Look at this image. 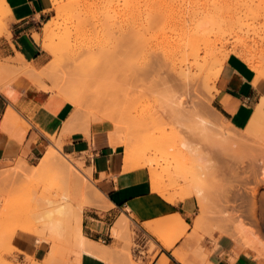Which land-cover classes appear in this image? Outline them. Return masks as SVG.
<instances>
[{
	"label": "bare ground",
	"instance_id": "obj_1",
	"mask_svg": "<svg viewBox=\"0 0 264 264\" xmlns=\"http://www.w3.org/2000/svg\"><path fill=\"white\" fill-rule=\"evenodd\" d=\"M53 1H54L56 10H57V17L59 20H53V21L49 20L43 28V33L41 34L39 32H35L34 37L37 41L40 42L42 47L50 55L58 57L62 62H65L64 65L67 67H70V66L76 67L77 68L76 70H78L77 72H79V71L84 72L85 73V74L83 73L84 75H87V71H88L87 67L90 68L89 66L83 65V64H85V62L87 60L90 61V63H92V67L98 63H99L100 67L101 66L104 67L105 65L109 64L110 59L112 57H114V55L117 53L118 48H119V45H118L119 43L118 44L115 43L114 40L110 43L107 40V38L111 36V35H109L110 32H113L115 30H116V32L117 31L118 32H125V29H126L125 27L129 25V27H128L129 29H127V30L131 31L132 35L130 36V38L132 39V41H135V39L138 38V34H139L138 29H136V27H138L140 21L144 20L146 22H149L150 26L155 25V23L157 24V22H158V24L159 23L161 24V21L163 22L164 19L169 17V16L167 17V13H169L168 10L172 11L171 6H170V8H169V6L167 7L168 10L166 8L167 5H165V7H164V3H166V2H164L165 0H68L67 4H62V5L60 4V0H53ZM98 1H104L106 3V5L108 3V8L104 9V12H102L101 14L97 13V14H93V15H88L87 12L91 8V6L94 5V3L98 2ZM0 3L4 7H6L7 9H10L9 5L6 3V0H0ZM168 5H170V4H168ZM172 12H174V11H172ZM194 12H196V11H194ZM175 13H173V15H172V13H169L171 21L174 22L172 25L174 26L175 32L173 31L172 34H174V33L175 34H174V36L171 35L172 37L167 39L165 41L166 43H164V45L162 46V56L157 59V63H155V66L153 67L154 70H156V72H159L164 67H167L169 70L171 69L175 73L182 75L184 77H188V78H190L191 75H194V74H196V77L201 75L202 78H204L202 74H207V76H206L207 80L205 78L204 79L206 81H209V80H211L212 82L214 81V84H215L220 73H221V71H222V69H223V67H224V65H225V62L230 57V53L225 54L222 57H218L217 56L218 53L216 52L217 42L214 41L216 44L215 45L214 42H212L213 39L211 40V38L208 36V34L205 33L206 29L215 25L214 24V22H215L214 16L212 15L213 13H211V11H210V12H208L202 16H200L201 15V14H199L200 12L198 13L199 15H196L197 13H192V11L188 12V14L187 13L182 14V12L177 13V14H175ZM262 15L264 16V14L259 13L258 18ZM126 16H127V18H124ZM168 20H169V18H168ZM219 20H221V19H219ZM258 20H260V19H258ZM164 22H165V20H164ZM242 22L243 21L238 22L237 23L238 26L242 25ZM167 23H169V22H167ZM246 23L249 24V22H246ZM254 23H255V21L252 22V24H254ZM166 24H165V26H167ZM256 24H258V23H256ZM256 24H254L252 26L250 23V26H252V27L257 26ZM140 27H142V26H140ZM160 27H162V26H160ZM145 28L148 29V26ZM145 28L143 29L144 31H145ZM163 28H164V25H163ZM247 28L249 29V27H247ZM139 29H141V28H139ZM214 29H215V27H214ZM57 30L59 31L58 34L56 32ZM143 30H142V33L144 32ZM251 30H254V32H256L258 34L256 27L252 28ZM81 31L87 32L88 35L89 36L91 35V37L93 39H91V41H89L88 43L85 42L83 44L82 43L78 44L76 41V36ZM91 31L93 33H91ZM254 32H252L251 34H253ZM246 33L247 32H245L244 34H246ZM107 35H109V36H107ZM141 35H145V34L143 33ZM248 35H249V33H248ZM146 36L147 35H145V37ZM156 36H158V35H156ZM254 36L255 35L253 34V37ZM242 37L246 38V37H244V35H242ZM253 37H251V38L254 39L257 36H255L254 38ZM122 39H123V37H122ZM140 39H141V37H140ZM140 39H138V40H140ZM121 41L123 42V40H121ZM149 42H151V41H148L147 39H145L144 43L143 42L142 43L146 47L150 48L152 43L149 44ZM240 42L241 41H239V44H240ZM255 42H256V44L258 43L257 40H255ZM246 43L248 44V42H246ZM249 44H251V43H249ZM253 44L255 46V43H253ZM240 45L242 46V44H240ZM153 46L154 45H152V48H153ZM241 46L239 48H238V46H236V47L234 46V49H232V51H233V53L237 54L238 56H246L247 51L245 52V50L246 49L250 50L249 48H247V46L249 47V45L246 46V44H244L243 46H245V47H243V46L241 47ZM250 46H252V45H250ZM143 50H145L144 55L146 54V51L149 53V51L146 48H143ZM142 53H143V51H142ZM156 53H157V51H156ZM249 54H251V53H249ZM118 55H117V57H118ZM82 56H85L84 60H80V58ZM250 58L252 60L253 57H250ZM215 59H216V62L214 63ZM253 59L255 60L257 58L255 57ZM79 60L81 62L79 64H77V62H79ZM254 60H253V64H254ZM145 62H146V60H145ZM72 63H73V65H72ZM94 63H95V65H94ZM212 63H213V67L211 68ZM257 67L259 68V66H257ZM263 67H264V65H263ZM1 68L3 70L5 69V71H7V72L8 71H14V72H17V74L19 73L20 75H27L37 85L41 81V78H42V73L38 71V66L36 64H34L33 62L28 61L24 57V55H22L20 53L18 54L17 58H13L12 63L10 65L1 66ZM146 68H145V70L140 72L142 74V76H145V75L148 76L149 75V73H150L149 69L150 68L149 69H146ZM2 69H0V71ZM5 71H4V73H7ZM68 72H70V71H68ZM4 73H2V74L0 73V89H3L5 86H7L10 83L9 81L4 80L5 77H7V76H4V78L1 76ZM83 74L81 73V76H84ZM261 74L262 75H260V76L264 77V72L263 73L261 72ZM160 75H161V73H160ZM157 76H159V74ZM61 77H63V76H61ZM135 77H138V73ZM194 77L192 76L193 79H195ZM261 77L258 76L257 79H259ZM199 78H197V79L200 80ZM60 79H62V78H60ZM185 79H187V78H184V81H185ZM57 80H59V79H57ZM86 80H88V78H86ZM86 80H85V82L88 83V81H86ZM186 82H187L186 84H188V85L192 84L190 81L189 82L186 81ZM86 86H84V87H86ZM57 87H58L57 91H59L60 96H63L64 100H67V101L71 102L74 106H76V110L73 112L70 119L66 123L65 131H70V130L74 131L77 129L78 130L84 129V131H86L87 134L89 135L90 134V124L88 126H86V124H84V123L82 124V122H81V120H82L81 118H83V111H82L81 107L86 106L87 104L92 102V101L90 102V100H91L90 95L85 96L84 95L85 93H83L84 91H81L82 93H80V92H77L74 89H71L70 87H66V86L57 85ZM93 92H95V91H93ZM99 94H101V93H99ZM189 94H188V96H189ZM91 95H92V93H91ZM191 95H193V94H191ZM93 98L95 100L98 99L97 104L100 103V101L104 102V100H102L103 99L102 96H99V95L93 96L92 95V99ZM106 101H107V99L105 98V102H104L105 104H106ZM93 102H92V104H93ZM186 102L187 101L185 99L183 100L181 97V99L178 101V104L184 107V105L187 104ZM205 102L208 104V101H205ZM206 103H204L205 105H204L203 111H205V109L208 110L211 108V107L208 108ZM110 104H112V103L110 102ZM116 105H118V104H116ZM121 105H122V103H121ZM187 105H189V104H187ZM108 106H109V104H108ZM117 110H118V108H117ZM120 110H123V109L120 108ZM192 110H193V108H192ZM126 111H127V108H126ZM142 111L140 113V111L138 112V110L136 108L137 113L135 112L136 114H134V115H133V112L130 111V114H132V116L130 117L129 116L130 114H129L128 115L129 118H123V116H125L126 113L125 112H124V114L122 113L123 116L121 117V119L119 118V120L121 122L120 121L114 122L112 120L111 121L106 120V119H110V118L105 117V119H104L103 118L104 116L99 117V119H101V120L100 121L98 120L99 122H96L95 124L101 125L102 123H105L104 120H106V121H108L110 127L107 128L104 125L105 130H102V129H100L98 131L96 130L95 133H97V134L98 133H108L109 139H110V140H108V142L110 141L111 145L114 148H116V149L117 148H124V170L133 171V170L148 168L149 173H150L151 186H152L153 190L156 191L157 193H159L166 200H168L172 203H178L181 201H185L189 198L196 197L198 199L199 206L201 207V209H200V213L198 214V216L195 219L194 229L197 231H200V230L202 231L203 228L205 229L207 221L209 219H211V215L209 212V210H210L209 196H211V195H209V193L212 194V189L214 188V187H212V189H210V187L213 185H210V187L208 185V187H206V189L208 190L209 193H207L205 190V187L203 186V184H205V183L202 184V182H203L204 177L206 176V173H208L209 171H210L209 173H213L216 170V168L214 169L212 167L213 165L210 166L211 169L213 170V172H212L210 168L207 169V167L204 165V163H201V164L206 167L205 169L203 168L204 166L203 167L199 166V165H201L200 163L199 164L195 163L197 161V159H199V154L201 155V151H200L201 143H198L195 140L198 139L197 141H199V140L203 141V138H204L207 140L208 143L213 144V145H209L212 147H214L216 145L215 143H218L220 145L219 148L221 149V152L224 150L223 152L225 153V151H227V150L229 151L228 148H230L232 145L231 142H232L233 136L231 134L233 132L235 125L231 121H229L227 118H225L221 113H220L221 114L220 115V114H217V113L210 111L209 114H207V115H209V117H207L208 120L206 117H205L206 121H204L205 118L201 119V120L198 119L200 121V124L198 123L199 126H198V129H196V130L199 131L198 133L200 135L197 133L199 135V137H196V139H194V137H192L190 135H189V137L186 136L188 134H185V133H184L185 137H174L173 138L174 135L170 136L168 134L169 136H166V138H164V137L160 138L159 137V139H157V138L155 139V136H154V140L153 141L150 140L148 142V144L150 142H152L151 145H154V146H152L153 148H151V150L152 149L154 150L156 148H157V150L158 149L160 150L162 148L166 149V147H167L168 149L169 148L172 149L173 153L170 152L171 154H174L175 156H179L177 158V160H179V162H177L176 165L174 164L173 168L171 165V169H168L169 171H167L168 174L166 173L167 174L166 175L164 172H162V170L161 171L159 170L158 161H156V159L153 158L152 155H149L150 152H148L146 150V146L144 147V149H139L141 147L137 145L139 147L138 148L134 144L133 140L135 138H139L137 136H141V135L145 134L146 131L151 130L152 128H154V126L157 125L156 124V120H158L157 116H155L153 114L150 115L149 113H148L149 114L148 115V114H146L147 112L144 113ZM118 113L120 114L121 112L119 111ZM116 120H117V118H116ZM92 122H95V121H92ZM129 122L134 125V126L132 125L133 129L135 127V130H133L134 133H132L134 136L132 134H128L129 131L126 132V134L124 133L125 130L121 131V129H123L124 127L126 130H128V128L130 129L131 126L129 127V125H128ZM121 124H122V126H121ZM199 127H201V131H200ZM195 128H196V126H195ZM173 129H175V128H173ZM176 130H177V127H176ZM193 130H192V132H193ZM196 130H194V131H196ZM162 131L163 130H161V132ZM189 131H191V130H189ZM235 131H236V128H235L234 132ZM244 131L242 133L240 130L239 131L240 133H237L238 132V130H237L236 133L238 135H240L241 138L250 136V133H249V135L246 133L248 136L243 137L242 135H245ZM157 132H158V129H157ZM234 132H233V134H234ZM167 133H166V135H167ZM216 133H218L220 135L219 139L217 138ZM241 133H242V135H241ZM180 134H182V133H180ZM180 134H178V135H180ZM150 135H151V133H150ZM162 135H160V136H162ZM171 135H172V133H171ZM234 135L238 136L236 134H234ZM146 136H149L148 132H147ZM164 136H165V134H164ZM175 136H176V134H175ZM202 136H204V137H202ZM169 137H171L172 139H170ZM140 139H142V138H140ZM236 139H237V137H236ZM236 139L235 140L233 139V140L236 142H239V140H241L240 138H239V140L237 139L238 141ZM206 140L204 141V143L206 142ZM245 140H248V138L247 139L244 138V140L243 139L241 140L242 142H240V143H242V146H244L243 141H245ZM143 141L145 142V140H143ZM147 141H148V139H147ZM147 141H146V143H147ZM144 142H143V144H145ZM245 143H246V141H245ZM143 144L141 143V145H143ZM235 144L237 145V143H235ZM239 144H238V146L241 145V144L240 145ZM203 146H204V144H203ZM238 146H236V149ZM232 148H233V145H232L231 149ZM61 150H62L61 146H59V145H55L54 147H51L48 150V152L45 153V155L42 157V160L39 163V166L35 167V168H37L36 170L29 167V165L23 161L18 165L16 164L17 167L15 168V170L11 174L8 175V177H7L8 180L6 179L8 181V183H12L18 179H22V181H24V182L26 181L29 183L30 186H27V187L30 189H33L35 187L37 189V186L41 182L44 183L47 180L50 181L51 184L50 183H48V184L51 187H53V188L57 187V192H56L57 195L55 197L54 196L51 197L50 195H48L49 196L48 197V196H46V194H43V193L40 195H36L37 194L36 193L33 197H31V199H27L26 204L24 203L25 202L24 201L23 203L18 204L15 207H13V206H9L7 208L4 207L5 209L0 212V224L4 223L6 225V230L4 233L2 232L3 234L1 235L0 238L3 239V242L6 241V242L10 243L11 251L17 250L16 247L13 246L12 240L19 231H24L27 233L36 234L37 236H39L40 240H47L48 242H50L51 248H50L46 258L39 261V260L35 259L34 257H29L30 261H32L31 264H56L61 257V247H62V242H63L62 240H64L65 236H67V237L71 236L73 238V240L77 246V253L79 254L77 256L79 264H81V261H82L81 259H82L83 254H86V253L87 254L90 253V254H94V255H100L101 254L102 256L105 254L108 255L107 254L108 249L106 246L101 245L98 242L88 238L83 232L84 203L88 201V202H90L91 205L99 207V206H102V202L106 198L103 195V193L97 187H95V186L93 187L92 184H89V181L87 180L86 175L84 176L82 174L83 170H81V173L79 172L80 170L79 171L77 170V169H80L79 164L77 165V164L73 163L71 160L67 161V160H64V159L59 157V154L62 153ZM173 150H175V151H173ZM155 152H157V151L155 150ZM205 163H206V161H205ZM214 167H215V165H214ZM169 168H170V166H169ZM12 170H13V168H12ZM206 170H208V172ZM165 172H166V169H165ZM237 176H238V178L240 177V175H237ZM206 179H207V177H206ZM181 181H183V184L180 183ZM259 183L261 184L260 181H259ZM9 186H12V185H9ZM231 187H233V186H231ZM234 188H236V187H234ZM220 189L221 188H219V190ZM49 190H51V189H49ZM45 192H47V191L45 190ZM221 192H222V189H221ZM228 192H229V190H228ZM234 192H235V190H234ZM238 192H241V191L238 190ZM225 193H227V192L225 191ZM225 193L223 194V196H222V193H219V195L221 194L222 197L228 196V199L232 198L233 196L235 198L237 197L236 195H233V193L231 195V192H230V194L228 193L229 195H226ZM4 194H5V192H4ZM257 194H258V187H256V189H254L251 192L252 197H251V202H250V215L255 220H257V214H256L257 209L259 208V205H261V204H258ZM213 197H215V196L213 195ZM210 199H212V198H210ZM0 201H1V199H0ZM2 201H3V199H2ZM106 201H107V199H106ZM229 202H230L229 204H232L231 201H229ZM212 203H213V199H212ZM233 206H234V203H233ZM0 210H1V208H0ZM239 215H240V213L238 214V217H239ZM241 218H242V216H241ZM241 218H239L240 221L242 220ZM228 220L230 221V219H228ZM244 220H246V219H244ZM125 221H127V218L123 217L113 227V233L115 235L118 234L119 227ZM218 221L220 222V220H218ZM247 223H244V221L239 222L237 225L238 226L241 225L239 227L240 229L234 224L237 227V229H236L237 231L236 232L233 231L235 233H233L232 235H233V238H235V236H236L234 234H238L239 236H241L242 240L240 239V242L243 241V239H244L243 243L244 242L246 243L247 239L250 238V240H248V244L247 245L245 243L244 244L246 247H249V250L252 247L251 250L252 251L254 250V252H256L260 249V246L258 245L259 246V249H258V246L256 244L257 241L255 242L253 240L254 237L252 239H251V237H248L250 235L249 234L250 226L248 228V226L246 225ZM228 224H230V223H228ZM146 225H148V227L153 231V233H155L156 236L160 237L163 240V243H164V245H166L167 248H171L174 244V241L179 240L181 238L180 236L183 235V232L186 231L188 229V226H189L186 223L185 219L182 218L178 214L175 216H171L168 218L157 220V221H155V224L152 222H148ZM235 226H234V228H235ZM174 230H178V232L180 231L179 233H177L180 235H178L176 237L174 235H172V233L174 234L175 232H177ZM181 230H184V231H181ZM226 231L223 230V232H221V233L231 235V232L229 233V231L228 232H226ZM252 231H254V229L253 230L251 229V231H250L251 236H253L255 234V231H254V234L252 233ZM118 238H120V237H118ZM245 238H246V241H245ZM243 243H242V245H244ZM240 245L241 244H239V246ZM117 248H118V246H117ZM243 248L245 249L244 246H243ZM245 250H247V249H245ZM261 250H259V251H261ZM127 253H128V257L130 256L129 258L131 259L132 253L131 252H127ZM259 258H261V257H259ZM257 259H258V255H257ZM0 264H2V263H0ZM261 264H263V263H261Z\"/></svg>",
	"mask_w": 264,
	"mask_h": 264
},
{
	"label": "rangeland",
	"instance_id": "obj_2",
	"mask_svg": "<svg viewBox=\"0 0 264 264\" xmlns=\"http://www.w3.org/2000/svg\"><path fill=\"white\" fill-rule=\"evenodd\" d=\"M172 1L173 2L175 1V2L173 3ZM172 1L171 0H167V1L165 0L164 1V2H166V3H164V7H165V5H167L166 8L168 6L170 8V6H171L172 11H174V12H172L170 10L171 11L170 12L167 8L168 12L172 13V15L175 12H176L175 14L181 13V12H182V14L183 13L188 14V12L192 11V13H197L196 15L201 14L200 16H202V15H205L206 13L211 11V13H213L212 15L214 16V20H215L214 24L215 25L206 29L205 33L208 34V36L211 38V40L213 39L212 42H214V41L217 42V47H216V52L218 53L217 56L222 57L223 55L228 54V53H230V56L236 55L237 57L244 60L254 71H256V73H257L256 77H258V76L261 77L260 76V75H262L261 72L262 73L264 72L263 71L264 70V67H263V65H264V16L262 15L258 18V14L259 13L264 14V0H191V1L190 0H188V1L187 0H172ZM67 2H68V0H60L61 5L67 4ZM167 3L170 5H168ZM53 4H54V1H53ZM106 8H108V3L106 5V3L104 1H98V2L94 3V5L91 6V8L89 9V11L87 13H88V15H93V14H97V13L101 14L102 12H104V9H106ZM205 8L206 9L208 8V9L206 10ZM194 11H196V12H194ZM169 13H167V17L169 16L168 18L170 21L168 20V18L164 19L165 22L162 19L163 22L161 21V24L160 23L158 24V22H157V24L155 23L156 26L155 25L150 26L149 22H146L144 20L140 21L138 27H136V29H138L139 34H138V38H136L135 41H132V39L130 38V36L132 35L131 31L127 30V29H129L128 28L129 25L125 27L126 28L125 32H118V31L116 32V30H115L113 32H110V34L108 33L109 35H111L110 37L107 38V40L110 43L113 40L115 43H117V44L119 43L118 44L119 45L118 51L115 54L116 56L114 55V57H112L110 59L109 64L107 63L108 65H105L104 67L101 66L102 68L99 66V63L96 65L94 63L95 66L92 67V63H90V61L87 60L85 62V64H83L84 66L90 67V68L87 67V69L89 71V72L87 71V75H84L85 74L84 72H80V71H79L80 73L77 72L78 70H76L77 68L74 66L73 67L72 66H70V67L65 66L64 65L65 62H62L56 56L50 55L46 50H45V52L47 53V56H48V62L45 65L38 66V71L42 73L41 81L38 83L39 86L49 88L48 90H50L52 92H57L58 94H59V91H57L58 90L57 85L66 86V87H70L71 89H74L75 91L80 92V93H82L81 91H84L83 93H85L84 94L85 96L90 95V97H91L90 102L94 101L95 103L93 102V104H92V102L91 103L88 102L89 104H87L86 106H82L83 108L81 107V109L83 111V118H81L82 119L81 122H82V124L83 123L86 124V126H88L90 124V130H91V126L93 124H95L96 122H99L101 120V119H99V117L104 116L103 117L104 119H105V117L110 118V119H106V120H110V121L112 120L114 122H119L120 121L119 118L121 119L124 112L126 113V115L123 116V118H129L128 115L130 114V111L133 112V115L136 114L137 113L136 108H137L138 112L140 111V113L143 110L142 112H144V113L147 112L146 114L149 113L150 115L153 114V115L157 116L158 117V120H156L157 125L154 126V128H152L151 130H149L150 132L146 131L145 134H143L141 136H137L139 138H135L133 141H134V144L136 147H138V146L141 147V148L138 147L139 149H144V147L146 146V150L148 152H150L149 155H152L153 158H155L156 161H158L159 170L160 171L162 170V172H164L165 174L166 173L168 174L167 171H169L168 169H171V165L173 168L174 164L176 165L177 162H179V160H177V158L179 156H175L174 154H171L170 152H172V149H170V148L168 149L167 147H166V149L162 148L160 150L159 149L157 150V148H156L154 150L153 149L151 150V148H153L152 146H154V145H151L152 142H150L149 144H148V142L150 140L153 141L154 136H155V139L156 138L159 139V137L160 138H162V137L166 138V136H169V135L170 136L174 135L173 138L174 137H185L184 133L188 134L186 136L189 137V135H190V136L194 137V139H196V137H199V135H200L198 133L199 131L196 130V129H198V126L200 124L199 120L204 119L205 117L206 118L209 117V115H207V114H209L210 111L217 113V114H220V112L212 104V100L214 98V95L217 92V88H215L216 83L214 84V81L212 82L211 80L206 81L207 80L206 79L207 74H202L203 77L206 79L205 80L204 78H202L201 75L196 77V74L191 75L190 78L184 77L182 75L175 73L171 69L169 70L167 67H164L162 70H160L161 72L160 71L156 72V70H154L153 67L155 66V63H157V59L162 56V46L164 45V43H166L165 41L167 39L174 36V34H175V33L172 34V32L175 30L174 26L172 25L174 22L171 21ZM9 15H10V9H7L6 7H4L0 3V36L10 35ZM124 18H127V16ZM219 19H221V20H219ZM258 19H260L261 21ZM49 20H52V21L53 20H59L57 17V10H56L55 4H54V7H52V9L50 10L47 19H45V21L41 24V27L38 30L39 33H41V34L43 33V28ZM240 21H243L244 23L242 22V25L238 26L237 23ZM253 21H255L254 24L258 23V24H256L257 26H254L257 28L258 34L256 32H254V30H251L252 28H254V27H252L254 25V24H252ZM167 22H169V23H167ZM246 22H249V24H247ZM250 23L252 26H250ZM162 24L164 25V28H163ZM165 24L167 26H165ZM140 26H142V27H140ZM147 26H148L149 30L145 28ZM160 26H162V27H160ZM143 27L145 28V31L143 30L144 29ZM214 27H215V29H214ZM247 27H249L250 30ZM139 28H141V29H139ZM142 30L144 31L143 33L145 35H147L146 37H145V35H141V34H143ZM56 32L58 34L59 31L57 30ZM245 32H247V33L244 34ZM252 32H254L253 34L257 37L254 36L255 37L254 38L253 34H251ZM91 33H93V32L91 31ZM248 33H249V35H248ZM109 35H107V36H109ZM156 35H158V36H156ZM242 35H244V37H246V38H243ZM250 36L253 37L254 39H252ZM122 37H123V39H122ZM140 37L142 40L140 39ZM91 39H93L91 37V35L89 36L87 32H83V31L78 33L76 36V41L78 44H80V43L83 44L85 42L88 43L89 41H91ZM138 39H140V40H138ZM145 39H147L148 41H151V42H149V44L152 43L150 48L146 47L143 44ZM121 40H123L124 43ZM255 40L258 41L257 44H256ZM239 41H241L240 44H242V46L244 44H246V46L249 45V47L247 46V48H249L250 50H248V49L245 50V52L246 51L248 52V53L246 52V54H247L246 56H238L237 54L233 53V51H232V49H234V46L235 47L238 46V48L241 46L239 44ZM245 41L248 42V44ZM249 43H251V44H249ZM253 43H255V46ZM214 44H215V42H214ZM152 45H154L153 46L154 49L152 48ZM250 45H252V46H250ZM243 47H245V46H243ZM143 48H146L149 51V53L146 51V54L144 55L145 50H143ZM142 51H143V53H142ZM156 51H157V53H156ZM249 53H251V54H249ZM117 55H118V57H117ZM254 56L257 58V59H255L256 61L253 59V58H255ZM250 57H253L252 60ZM84 59H85V56H82L80 58V60H84ZM12 60H13L12 57L3 59L0 55V69H2L1 66L10 65L12 63ZM80 60H79V62H77V64H79L81 62ZM145 60H146V62H145ZM253 60H254V64H253ZM215 62H216V59H215L214 63ZM72 65H73V63H72ZM257 66H259L260 69ZM212 67H213V63L211 64V68ZM145 68L146 69L150 68L149 69L150 73L148 76H146V75L142 76V74L140 73L141 71L145 70ZM1 71H0V73L2 74V73H4L5 69L4 70L2 69ZM68 71H70V72H68ZM5 72H7V71H5ZM81 73L82 74L84 73L83 74L84 76H81ZM137 73H138V77H135L137 75ZM160 73H161V75H160ZM158 74H159V76H157ZM1 76L3 78H4V76H7V77H5L4 80L9 81V82H13V81L19 79V77H21V75L19 73L17 74V72H14V71H8L7 73H4ZM61 76H63V77H61ZM192 76L193 77L195 76L194 77L195 79H193ZM60 78H62V79H60ZM86 78H88V80H86ZM184 78H187V79H185V81H184ZM197 78H199L200 80H198ZM57 79H59V80H57ZM261 79H264V77H261ZM85 80L88 81L89 84L87 82H85ZM186 81H188V82L190 81L192 84L188 85V84H186L187 83ZM77 82L78 83L80 82V83L78 84ZM47 84H48V86H47ZM84 86H86V87H84ZM93 91H95V92H93ZM91 93L93 96H98V95L102 96L103 99L102 98L101 99L104 100V102H105V98H106L107 99L106 104L103 101H100V103L97 104L98 99H96V100L94 98L92 99ZM99 93H101L102 95ZM188 94H189V96H188ZM191 94H193V95H191ZM181 97L183 100L185 99L187 101L186 103L189 105L185 104L184 107L179 105L178 101L181 99ZM205 101H208L209 105ZM110 102L113 105L110 104ZM121 103H122V105H121ZM204 103H206L208 108H210V107L211 108L208 110L205 109V111H203L204 105H205ZM108 104H109V106H108ZM116 104H118V105H116ZM74 108L76 110V106H74ZM117 108H118V110H117ZM120 108L123 109L124 111L120 110ZM126 108H127V111H126ZM192 108H193V110L195 109L196 111L195 110L193 111ZM119 111L121 112L120 114L118 113ZM129 116L131 117L132 114H130ZM116 118H117V120H116ZM206 118L204 121H206ZM106 120H104L105 123H102V124H104L108 128V127H110V125H109L108 121H106ZM207 120H208V118H207ZM92 121H95V122H92ZM128 125H129V127L131 126L130 129L128 128V130H126L124 127L123 129H121V131L125 130L124 131L125 134L128 131H129L128 134L134 133L133 130H135V127H134V129L132 128L133 124H131L129 122ZM121 126H122V124H121ZM195 126H196V128H195ZM176 127H177L178 131L176 130ZM156 128L158 129V132H157ZM173 128H175V129H173ZM199 128L201 131V127H199ZM235 128H236V131L238 130L237 133H240L239 132L240 130L243 133V131L245 130L244 131L245 135H242V133H241V135L243 137L248 136L250 133L251 137L250 136L244 137L246 139L248 138V140H245L246 143H245V141H243L244 146H242V143H240V142H242L241 141L242 139L244 140V138H241V136L238 135L236 133V131L234 132ZM193 129L196 131H194ZM161 130H163V131L161 132ZM189 130H191V131H189ZM192 130H193V132H192ZM147 132H148L150 137L146 136ZM233 132H234V134H236L238 136H235L233 134ZM233 132L231 134L233 136L232 142L236 139V137L238 140H239V138L241 140H239V142L234 141L235 143H237V145L234 142H233L234 144L231 142V144L233 145V148L231 149L232 145L230 144L231 147L228 148L229 151L227 150V151H225V153L223 152L224 150L222 151L224 154L221 152V149L219 148L220 145L218 143H215L216 145L214 144L215 146L212 147L209 145H213V144L208 143L207 140L204 138H203V141H200V140L197 141L198 139L195 140L196 142L201 143V145L199 144L200 148H201L200 149L201 155L199 154V159H197V161L195 163L196 164L197 163L198 164L204 163V165L207 167V169L208 168L211 169L210 166H212V165H213L212 167L214 169L216 168V170L214 172L211 169V171L213 173H209L210 171L208 172V170H206L208 173H206V176L204 177L203 182H202V184L205 183V184H203V186L205 187V190L207 193H209L208 190L206 189V187H208V185H209V187H210V185H213L210 187V189H212V187H214V188L212 189V194L209 193V195H211V196H209V204H210L209 205V207H210L209 212L211 215V219H209L207 221L205 229L203 228V230L202 231L200 230V232L211 236V238H214L216 235H218L217 237H215V241H217L218 239H220V236L223 235L221 233V232H223V230H225V231L227 230L226 232L229 231V233L231 232V235H232L233 233H235L237 231L236 230L237 227L239 228L241 226V225L240 226L237 225L239 222H241V221H244V223L248 222L246 225L248 226V228L250 226V228H249L250 231H251V229L252 230L254 229V231H255V234H254V231H252V233L254 234V235L252 234L253 236H251V233L249 231L250 235L248 234L249 235L248 237H251V239L254 237L253 240L255 242L256 241L258 242V243L256 242L257 246L258 245L260 246V249H259V246H258V249L259 250L262 249L261 251H259V250L256 251L258 254L256 252H254V250L253 251L251 250L252 247L250 248V250L252 252H254L256 258L258 255V259L260 261V264L261 263L264 264V251H263L264 250V203H263L264 202V115L262 118H258V117L253 116L250 123L247 125V127L238 129V127L235 126L233 129ZM150 133H151V135H150ZM163 133L165 134V136ZM166 133H167V135H166ZM171 133H172V135H171ZM180 133H182V134H180ZM175 134H176V136H175ZM178 134H180V135H178ZM216 134H217V138L219 139L220 135L218 133H216ZM160 135H162V136H160ZM202 137H204V136H202ZM140 138H142V139H140ZM169 138L172 139L171 137H169ZM147 139H148V141H147ZM143 140H145V142ZM205 140H206V142L204 143ZM146 141H147V143H146ZM143 142L145 144H143ZM141 143L143 145H141ZM54 144L61 146V149H62L61 152L62 153L59 154V157L64 159V160H67V161L71 160L73 163H75L77 165L79 164L80 169H77V170L78 171L80 170L79 171L80 173H81V170H83L82 174L84 176L86 175V178L89 181V184H92L93 187L94 186L97 187V185L95 184V181H93L90 169L85 166V162L81 158H78L74 155L65 153L63 148H62V144L58 140H54ZM203 144H204V146H203ZM238 144L241 147L238 146ZM236 146H238L237 149H236ZM51 147H53V146H51ZM122 149L124 151V148H122ZM155 150L157 152H155ZM173 151H175V150H173ZM41 160H42V158L37 159L36 161H34L33 163L30 164V163H28L27 160L20 158L15 162H5V163L0 164V199H1V201H0V204H1L0 205V208H1L0 212L9 206L15 207L16 205L21 204L24 201H25L24 203L26 204L27 199H31V197H33L36 193H37L36 195H40L43 193V194H46V196L50 195L51 197L52 196L55 197L57 195V193H56L57 187L56 188L51 187L48 184V183H50L49 180H47L48 182L47 181H45L44 183L41 182L39 184L40 186L39 185L37 186V189H36V187L33 189L28 188L27 186H30L29 183L26 181L25 182L22 181V179H18L12 183H8V181H7L8 175L11 174L15 170L17 165L20 164L22 161L26 162L29 165V167L36 170L37 168H35V167L39 166V163L41 162ZM205 161H206V163H205ZM204 165L201 164L199 166L203 167ZM214 165H215V167H214ZM169 166H170V168H169ZM205 166L203 167L204 169L206 168ZM12 168H13V170H12ZM143 169H145L148 172L149 177H150L149 169L148 168H143ZM165 169H166V172H165ZM237 175H240V177L238 178ZM206 177H207V179H206ZM259 181L261 182V184L259 183ZM180 183L183 184V181H181ZM9 185H12V186H9ZM231 186H233V187H231ZM218 187L222 189V192H221V189L219 190ZM234 187H236V188H234ZM256 187H258V194H257L258 204H261V205H259V208L257 209V213H256L257 214V220H255L250 215V202H251V197H252L251 192L254 189H256ZM49 189H51V190H49ZM237 189L240 190L241 192H238ZM45 190L48 193L45 192ZM228 190H229V192H228ZM234 190H235V192H234ZM225 191L227 193H225ZM4 192L6 195L4 194ZM230 192H231V195L233 193V195H236L237 197L235 198L233 196L230 199H228V196L222 197L224 193L226 195H229ZM219 193H222V196H221V194L219 195ZM213 195L215 197H213ZM210 198L213 199V203H212V199H210ZM2 199H3V201H2ZM228 200L231 201L232 204H229L230 202ZM197 201H198V199H197ZM233 203H234V206L236 205L235 207L233 206ZM198 204H199V202H198ZM89 207H93V205H91L90 202H88V201L85 202L84 203V209L89 208ZM200 209H201V207L198 206V212H197L196 217L200 213ZM239 213H240V215L238 217ZM241 216H242V218H241ZM196 217H195V219H196ZM239 218H241L242 220L240 221ZM228 219H230V221ZM244 219H246V220H244ZM218 220H220V222ZM228 223H230V224H228ZM234 226H235V228H234ZM5 230H6V225L4 223H1L0 224V237L5 232ZM174 231H177V232H175L174 234L171 232L172 235H174L175 237L180 235V234H177L180 231L179 232H178V230H174ZM181 231H184V230H181ZM233 231H235V232H233ZM184 232H183V234H184ZM234 235H236L234 239L236 241L238 240L237 242L239 244H241V246H244L246 249H249V247H246L245 244L246 245L248 244V240H250V238H248L247 241H246L247 237L245 238V241H246V243L244 242L245 244L243 243V241H244V239H243V241H241V242L244 245H242V243L240 242L241 236H239L238 234H234ZM232 237H233V235H232ZM62 241L63 242H62V247H61V257L56 264H79L78 257H77L79 254L77 253V246H76L73 238L71 236L70 237L65 236L64 240H62ZM12 244H13V240H12ZM49 245L51 246L50 243H49ZM10 248H11L10 243L6 242V241L3 242V239L0 238V263H2V264H31L32 263V261H30V259H29V256H27L26 260H21L17 256V253H16L17 250L11 251ZM259 257H261V258H259Z\"/></svg>",
	"mask_w": 264,
	"mask_h": 264
},
{
	"label": "crops",
	"instance_id": "obj_3",
	"mask_svg": "<svg viewBox=\"0 0 264 264\" xmlns=\"http://www.w3.org/2000/svg\"><path fill=\"white\" fill-rule=\"evenodd\" d=\"M6 3L10 8V35L0 36L1 57L17 58L20 53L37 66L45 65L47 53L34 34L54 7L53 0ZM256 76L244 60L231 55L216 82L212 104L238 128L247 127L253 116L264 115V79ZM48 89L27 75L0 89V164L20 158L31 164L55 146L54 140L62 144L65 153L85 162L107 201L84 209L83 232L106 246L108 255L86 253L81 264H260L255 254L239 246L232 236L223 234L215 241L218 235L211 238L194 229L199 206L195 197L172 203L153 190L145 169L124 170L123 149L114 148L107 133H95L105 130L104 124H93L89 135L84 129L65 131L74 105ZM177 214L189 226L167 248L146 224ZM123 217L127 221L115 235L113 227ZM49 243L24 231L13 239L21 260L27 256L45 259ZM127 252L132 253V260Z\"/></svg>",
	"mask_w": 264,
	"mask_h": 264
}]
</instances>
